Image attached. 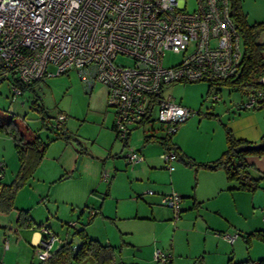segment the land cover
I'll list each match as a JSON object with an SVG mask.
<instances>
[{"label":"built area","instance_id":"1","mask_svg":"<svg viewBox=\"0 0 264 264\" xmlns=\"http://www.w3.org/2000/svg\"><path fill=\"white\" fill-rule=\"evenodd\" d=\"M228 7V0H0V81L9 80L15 99L21 84L75 70L87 89L96 82L105 85L120 140L144 119L146 123L156 119L170 135L195 111L165 94V85L211 83L237 72L241 38ZM167 51L180 54V59L166 65ZM49 65L55 70H48ZM257 83L260 86L250 89L237 109L264 107V76ZM65 119L60 112L46 128L59 129ZM123 150L129 166L144 159L135 144L128 142ZM159 157L165 168L173 169L177 157L173 149H165ZM3 170L0 161V179ZM102 178L109 180L106 170ZM181 198L175 191L161 194V202L175 219ZM95 213L89 210L90 215ZM40 231L32 252L42 260L57 235L47 225ZM237 236L236 232L222 234L228 242ZM3 244L9 246L7 236ZM153 257L165 264L172 254L156 248Z\"/></svg>","mask_w":264,"mask_h":264},{"label":"rangeland","instance_id":"2","mask_svg":"<svg viewBox=\"0 0 264 264\" xmlns=\"http://www.w3.org/2000/svg\"><path fill=\"white\" fill-rule=\"evenodd\" d=\"M242 7L247 18L251 20V12L264 7V0H242ZM179 59L180 54L167 51L164 63L171 65ZM48 70L55 69L49 65ZM163 92L170 94L191 110L197 111L170 134V139L183 153L199 163H205V160L216 153L222 143L223 134L225 136V126L230 130L233 128L234 131H240L246 127L264 124V107L236 109V104L245 100L246 95L228 85L203 80L178 81L165 85ZM214 94H217V99L213 98ZM60 112L66 116L63 126L65 135L54 137L55 132L61 130L47 129L43 125L42 117L46 116L47 121H52ZM113 113L114 110L106 102L105 85L96 82L91 89H87L75 70L46 74L26 87L15 99L12 98L9 80L0 81V117L2 119L12 117L28 140L35 135H39L43 142L53 138L48 141L43 157L32 176L17 191L14 208L8 212H0V262L28 264L39 260L33 255L27 236L23 235L28 228L16 226L20 209L27 210L32 221L31 228L40 230V226L47 225L52 233L57 235L52 250L65 241H70L73 247H77L80 237L76 230L80 228L84 229L88 237L101 243L107 242L105 239H110L109 243L115 250L116 264L141 263L142 260L138 259L140 257L146 259L150 251L157 247V244L153 243L157 237L152 232L155 226L157 233L161 232L160 221L154 223L135 219L139 224L141 239L145 240V243H153L139 247L127 244L128 240L125 239L128 238L121 233L122 225L127 226L128 223L135 221L130 218H115L118 197L121 215L131 211L135 213V209H138L139 215H148L150 210H147L146 206L150 195H147V190L151 189L152 195L160 194L162 191L155 188L137 191L129 185L131 180L129 172L132 168L125 165L122 142L117 139L111 127ZM149 135L164 137L168 134L165 127L155 119L145 125L134 127L128 142L141 149L152 145L155 157L162 162L159 154L165 148L155 140L145 142V137ZM0 161L4 165L1 183H9L18 170V157L11 136L2 131ZM115 162L119 163V167L114 164ZM176 162L173 161L172 165L175 166ZM113 165L117 167L119 175L112 191L106 194L108 183L102 178L101 172L105 169L113 174L111 171ZM190 172L192 174L190 183L194 186L196 182L194 169L191 168ZM166 182L169 188L164 192L175 191L170 176H167ZM96 208L102 209L101 214L90 216L89 210ZM255 208L259 210L258 207ZM3 231L9 236L8 247L1 242ZM171 233L170 228L165 229L160 239L171 242ZM238 239L244 247L242 239L240 237ZM176 242L183 244L185 236L179 234ZM254 242L256 244L257 241ZM258 244L264 246L260 241ZM84 264L94 263L87 261Z\"/></svg>","mask_w":264,"mask_h":264},{"label":"crops","instance_id":"3","mask_svg":"<svg viewBox=\"0 0 264 264\" xmlns=\"http://www.w3.org/2000/svg\"><path fill=\"white\" fill-rule=\"evenodd\" d=\"M254 10L251 12V20L247 18L248 21L264 20V7ZM257 41L264 46V31L259 34ZM261 54L264 55V48H262ZM231 131L236 137L244 138L250 142H259L262 136H264V124H258L256 127H246L240 129V131H234L232 128ZM158 143L162 146L160 142ZM175 146L180 151V154H183L180 148L177 145ZM225 146V136L223 134L220 147H218L213 157L205 160V163L216 159L224 151ZM138 149L143 154L144 159L133 166L125 163V165L132 168L129 172L131 176L129 185L137 191L155 188V190L162 192L155 195L147 194L150 195L149 203L146 206L147 210H150L148 215H139L138 209H135V213L131 211V213L121 215L119 213L120 197H118L119 199L116 200L115 218H130L135 221V223H128L127 226H121V233H124L128 238L125 239L128 240L127 244L131 246L138 245L139 247L153 243L157 244L156 248L160 247L172 254L171 260L165 264H198L197 260L200 258L202 264H228L229 260L235 264H256L257 259L264 258V246L258 244V241L261 243H264V241L252 238L249 245H247L243 238L249 232L264 230V154L258 155L252 153L244 157L250 164L252 174L255 177L261 176L259 186L254 191H246L239 189L236 182L228 180L224 171L220 168H206L201 165L189 166L180 160L179 157H176L174 160L177 161L175 166H173V169L168 170L162 164L163 161L161 162L158 157H155L152 145H148L143 149L138 147ZM114 164H117L119 167L118 162ZM115 165L111 169L113 174L108 172L110 178L106 181L108 183L106 194L110 193L113 186L117 183L119 172ZM191 168L194 169L196 178L194 186L190 183ZM167 176H170L173 182V189L182 196L180 214L176 219L173 216V211L161 202V194L165 193L164 191L169 188L166 182ZM161 204L164 206H161ZM101 208H96L94 215L101 214ZM94 215L90 216L93 217ZM135 219L148 222L154 221V223L157 220L160 221L159 225L162 226L161 232L157 233V226H155L152 232L157 237V240L154 239L153 243H145V240H142L139 236V224ZM167 228H170L172 232L171 242L160 239V235L163 236ZM179 232L185 236L183 244L176 242L177 236L181 234ZM224 232H236L238 236L233 242H228L222 237ZM7 234L6 231L2 232L1 242H3L5 236L9 238ZM23 235L27 236L32 251V245L42 236V232L39 229L29 227ZM239 237L242 239L244 247L241 245ZM105 241L107 242L104 244H111L109 243L111 242L110 239H105ZM254 241H257L256 244H254ZM139 247L138 250H140ZM156 248L150 251L146 259L140 257L138 260H142L146 264H153L154 262L162 264L153 257V252ZM142 261L137 264H143ZM30 263L33 262H29L28 264Z\"/></svg>","mask_w":264,"mask_h":264},{"label":"trees","instance_id":"4","mask_svg":"<svg viewBox=\"0 0 264 264\" xmlns=\"http://www.w3.org/2000/svg\"><path fill=\"white\" fill-rule=\"evenodd\" d=\"M228 6L229 17L233 21L241 38V60L237 72L233 76L211 83L228 85L241 90L247 95L250 89L260 86V84L257 83L258 79L261 76H264V55L261 54L264 46L257 41L259 34L264 31V20L249 22L242 7V0H228ZM34 82L35 81L28 84H21V93L26 87H29ZM217 89L219 91L220 87ZM42 120L45 127L47 123L51 122L47 121L48 119H46V116H43ZM145 124L146 119L141 121V125ZM63 126L59 129H51V131L61 130V132H55L54 137L65 135ZM0 131L11 136L18 157V170L15 177L9 183H1L4 176L3 170V176L0 179V212H8L14 208V198L17 191L22 188L32 176L43 157L48 141L53 138L46 142H43L39 135H35L31 140L26 139L12 117L7 119H2L0 117ZM129 135L125 140H120L117 135L116 137L122 142V145L125 146L128 143ZM262 138H264V136H262ZM153 140L160 142L165 149H173L176 152L177 158L179 157L180 160L189 166L201 165L206 168L222 169L226 178L230 181L236 182L239 189L254 191L259 186L261 176L255 177L252 174L250 164L244 159V157L247 154L252 153L258 155L264 154V146L255 150L236 151L235 148L238 145L250 143V141L236 137L226 126V146L224 151L216 159L206 163L196 162L184 153L180 154L178 148L171 142L170 135L164 137L149 135L145 137V141ZM16 226L26 228L32 226V221L27 210L20 209L18 211ZM76 233L80 237V243L77 247H73L70 241H65L60 243L57 249L51 250L45 259L30 264H84L87 261L94 264H116L114 246L101 243L97 239L88 237L83 228L77 229ZM243 238L247 245H249L252 238L264 241V230L249 232L244 235ZM197 261L198 264H202L201 258ZM255 263L264 264V258L257 259ZM228 264L235 263L229 260Z\"/></svg>","mask_w":264,"mask_h":264},{"label":"water","instance_id":"5","mask_svg":"<svg viewBox=\"0 0 264 264\" xmlns=\"http://www.w3.org/2000/svg\"><path fill=\"white\" fill-rule=\"evenodd\" d=\"M264 146V138H262L259 142H250L238 145L235 150L236 151H247V150H255ZM59 246H57L58 248ZM56 248V249H57Z\"/></svg>","mask_w":264,"mask_h":264}]
</instances>
